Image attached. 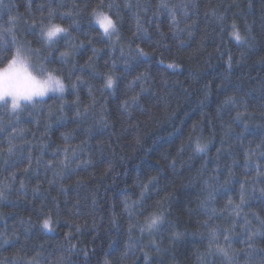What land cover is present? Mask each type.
I'll use <instances>...</instances> for the list:
<instances>
[{
  "label": "trees",
  "instance_id": "1",
  "mask_svg": "<svg viewBox=\"0 0 264 264\" xmlns=\"http://www.w3.org/2000/svg\"><path fill=\"white\" fill-rule=\"evenodd\" d=\"M28 2L4 0L7 7L0 9V25L7 27L9 17H17L14 31L25 51L42 48L41 57L52 53L47 62L32 53L33 68L46 78L38 68L44 63L66 88L63 99L58 93L34 106L22 103L16 113L0 106V124L7 129L0 132V182L10 185L0 199V234L9 238L8 244L0 243V261L58 264L62 258V264H104L108 254L112 264H144L138 247L119 258L126 250L129 221L122 213L121 202L138 198L139 185L151 177L157 180L149 185L146 211L162 201L175 230L186 233L174 245L169 243L171 230L158 237L163 243L160 253H151L155 264H198L197 253L207 247L208 233L202 225L213 208L217 215L209 224L231 229L235 223L232 235L237 249L246 247L239 243L245 236V217L250 221L249 229L264 231L257 220H264V178L258 179L255 171L257 162L264 165V157L253 155L251 168H246L244 156L264 141V0H184L189 3L187 26L178 14L179 28L184 31L177 30L176 36L169 30L166 12L154 15L159 0H139L147 11L136 8L137 0H131L132 8L124 7L125 0H114L119 9L113 7L109 14L116 19L119 11L122 17L117 21L119 40L116 34L109 40L88 24L89 14L100 0H31V10ZM109 2L113 0H104L101 10L108 12ZM180 2L169 0L170 4ZM40 5L56 8L53 22L71 33L68 40L60 37L51 49L45 47L39 34V21L48 19L47 7L41 12ZM68 10H73V16L61 19V13ZM137 11L148 29L144 41L133 36ZM73 19L79 21V31L69 27ZM32 23L37 25L35 36L27 30ZM233 23L245 38L239 44L230 35ZM137 45L149 55L135 59ZM70 46H74L71 55L62 63L59 54ZM93 49L97 50L95 54ZM169 63L180 67L173 72L167 68ZM141 73L145 79L129 88ZM108 75L117 80L115 89L103 87ZM73 83L77 85L75 90L71 88ZM137 94L139 102L124 111L122 102L131 103L130 98ZM227 96L234 97L235 106H222ZM77 106L81 112L78 117ZM102 117L107 126L101 122ZM13 129L15 148L9 156L7 137ZM197 142L206 146L205 152L195 151ZM29 154L32 167L25 173ZM21 160V168L9 167ZM49 161L52 167L46 170ZM12 173L16 174L15 183L8 179ZM54 174H63V179ZM21 180L26 185L23 190L19 187ZM242 183L246 203L237 218L223 210L229 199L239 203ZM114 213L115 224L111 223ZM49 215L53 233L41 228ZM77 225L80 232H76ZM69 232L70 241L65 238ZM133 239L137 244H149L147 235L140 239L136 230ZM72 245L75 248L69 251ZM262 249L264 238L257 237L254 248L248 249L250 256L239 254L240 264L245 260L261 264ZM208 260L209 264H224L222 257Z\"/></svg>",
  "mask_w": 264,
  "mask_h": 264
},
{
  "label": "snow or ice",
  "instance_id": "2",
  "mask_svg": "<svg viewBox=\"0 0 264 264\" xmlns=\"http://www.w3.org/2000/svg\"><path fill=\"white\" fill-rule=\"evenodd\" d=\"M87 7V5H85ZM195 7V5H192ZM7 6L4 4V0H0V9L6 8ZM47 7L48 12V19L45 22V20L42 18L39 21V34L44 40L45 47L51 49L53 44L58 41L60 37H63L64 39L68 40L69 37H71V33L69 32L68 28L62 27L58 23H54L53 19L56 16V8H54L51 5H40L39 10L43 12V9ZM104 7V0H100V2L94 7L90 12V19L88 20V24L90 26H95L92 28L93 31L102 32L103 36L108 38L109 40L112 39L113 34H116V39L119 40V28L117 25L118 20H122V17L120 15V12L117 11L115 13L116 19H113L112 15L109 13L113 9V7H116L119 9V5L114 4L113 2H109L107 4L108 12H105L101 10ZM125 8H132L133 5L131 3V0H125L124 3ZM157 11L154 13V15L162 14L161 10L163 12L167 13V16L170 20V23L168 25L169 30L172 31L173 36L177 35V30L179 32H183L184 29L179 28L180 20L177 19L178 14L183 16L184 22L187 26V18H188V12L187 9L189 8V3L184 2V0H181L178 4H170L169 0H159L157 4ZM28 10H31L32 3L31 0H29L27 4ZM74 8L78 9L79 5H75ZM136 8L139 10L140 8H144L145 11H147V7L145 5H141L139 3V0H137ZM79 15V12L76 13ZM213 15H215V12H213ZM73 16V10H68L66 12L61 13V19L64 17H72ZM135 32H133V36L140 41H144L148 38V29L143 26L141 23V18L139 16V11H137L135 14ZM17 19V17H9L8 20V26L4 27L3 25H0V64L4 65L3 67H0V106H2L4 109H10L12 113H16L17 110L22 108L21 101H24L25 104L28 105H35L36 102H42L43 98L48 96L50 91H58L61 96L60 98L63 99V93L65 92V84L62 82V80L56 76L53 75L52 72L48 71L45 67L44 63H39L38 68L40 73H46L47 80L54 81L57 85V88L55 90H49L42 87V80L43 78L40 77V75L36 72V70L33 68L31 64V54L35 53L38 59H42L43 61L47 62L49 58L51 57L52 53L51 51H48L46 55H43L41 57V53L44 51L42 48H27L25 51L24 47L19 44L17 41L16 33L14 31V21ZM222 19V17H221ZM27 23V21L25 22ZM36 23H32L28 27L29 34L35 36L36 33L34 29L36 28ZM69 27H72L79 31V21L73 19ZM157 31L160 32L159 25H157ZM191 35V32L188 33ZM160 35L163 37L164 33L160 32ZM231 37L237 42V44L241 43L245 38L241 36L240 32L237 30V26L235 23L232 24V32L230 33ZM184 41H181L183 43ZM30 44V42H28ZM158 43V42H157ZM70 44V41H69ZM82 46V44L80 45ZM72 47L70 46L66 51L60 52V58L61 62H65V58L71 55ZM114 47V46H113ZM97 52L96 49H93V53L95 54ZM121 55H123V50H121ZM149 55L148 52H146L143 48H140L137 45L136 51H135V59H140L141 57H147ZM91 60V57L89 58ZM163 63V60L160 61ZM228 68L231 69L232 67V58L229 56L228 58ZM127 67V65H126ZM180 66L176 63H169L167 64V68L172 70L173 72L177 70ZM145 79V75L141 73L140 75H137L128 85L129 88H134L138 81H142ZM78 81H81V77H77ZM82 82V81H81ZM117 85V80L113 78L112 75H108L105 77V82L103 87L105 89H115ZM71 88L75 90L77 88V85L73 83L71 85ZM144 91L143 86L141 85V92ZM89 96L92 97V90L89 88ZM131 103L129 100H124L122 102V106L124 108V111H128L132 104H137L139 102V94L132 96ZM77 105H79V96L77 95ZM235 99L232 96H227L224 101L222 102V106L227 105H233L235 106ZM246 108V105H245ZM63 110V109H61ZM88 109L85 108L84 112L87 113ZM81 112L79 109V106L76 108V116H80ZM240 113H237L236 119H240ZM18 119V116H17ZM101 122L104 124V126H107V121L103 120V117L101 118ZM247 126H245L246 128ZM7 129L0 124V132H6ZM21 134L23 130H20ZM16 130L13 129V132L10 133L7 137L8 139V148L7 152L9 156L13 154L15 145L13 144L12 136L15 135ZM137 143H140L139 140H137ZM183 151V148L180 149ZM195 151L197 153H203L206 151V146H201L198 142L195 147ZM219 152L220 149H217ZM67 152V149H65V153ZM74 154V153H73ZM259 155L260 157H264V141L261 142V144H258L255 149H249L244 153L245 156V167L251 168V157L253 155ZM53 156L56 157V153H53ZM67 159V156H65V160ZM65 160H61L60 163L64 165L65 168L68 167V164L65 163ZM5 164H8V160H4ZM37 163H39L37 161ZM234 164L236 161L233 162ZM173 164H175V161H173ZM27 167L23 168V171L27 173L31 167H32V158L31 155L27 157ZM23 166V161H14L12 164L9 165V167H16L21 168ZM52 167V161H49L46 163L45 168L46 170L48 168ZM109 170H111V166H109ZM255 171L257 173V178H264V165H261L260 163H256L255 165ZM229 173H232V169H229ZM54 175H60L61 179H63V174H54ZM8 179L11 181V183L16 182V174L12 173ZM157 180V177H151L147 183H143L140 186V192L139 196L136 199H130L126 198L123 200L122 203V213L126 214L129 218L128 221V228H127V235H128V241L125 244V251L120 253L119 258H124L128 256V251L132 250L134 247H138L140 251L143 253V261L144 264H155V262L152 259L151 253L154 251L156 253H160L162 251L161 244L163 243L162 239L158 242V237H162L164 232L167 230H171V236L169 243L170 244H177L180 242L186 233L180 232L178 230H175V226L172 224V222L168 219V217L165 214V210L163 207L162 201H157L156 207H151L150 210L146 211V208L149 206L147 205L148 200V193H149V185L153 184L154 181ZM49 183H54V181H49ZM20 190L25 189L26 185L23 180L20 181ZM241 192L239 196V203H234L231 199L228 200V206L223 211H228L229 215H235V217L239 218L241 216V211L243 206L246 203V197L244 192L245 185L241 184ZM10 190V185H3L2 182H0V199L4 198L5 190ZM35 191V189H34ZM61 191L66 192L65 189L61 188ZM261 192L264 193V188L261 189ZM79 201H77L78 203ZM93 204L96 203L95 200L92 201ZM75 207V206H74ZM217 215V210L215 208L211 209V214L208 216V218L203 222L202 227L205 229V231L208 233L207 235V247L203 253H197V261L198 264H209V257L212 256H218L223 258L224 264H240L239 254L241 252L244 253L245 257H248L251 255V253L248 252V249H253L257 237L264 238V231H261L260 229H257L256 231H252L248 228V225L250 224V221L247 220V218H244V222L242 227L245 229V236L242 237L239 241L241 245H245L246 247L237 249L235 247V240L232 235V232L235 230V223H233V227L231 229L225 228L220 229L217 226H213L209 224V221L212 220L214 216ZM142 216V220H141ZM117 220V215L114 213L111 219V223L115 224ZM257 220H259V223L261 225V228L264 229V220H261L259 217H257ZM30 227V225H29ZM93 227H95V224H93ZM42 230L45 233H53L55 231L53 227V220L52 217L49 215L47 218L43 220V223L41 225ZM81 228L79 225L76 226V232H80ZM136 230L140 234V239H143L145 235H147V238L149 240L148 245L143 244H137L136 241L133 239V231ZM72 233L69 232L66 234V239L69 241L71 240ZM223 241V242H221ZM0 243L8 244L9 238L6 236V234H0ZM75 248V245H72V248L69 249V251L73 250ZM147 249V250H146ZM163 251H167V249H163ZM264 251V249H262ZM87 252H84L85 260L87 261ZM0 264H8L7 261H0ZM28 264H32L31 261H28ZM36 264H40L39 261L36 262ZM58 264H62V258L61 261L58 262ZM104 264H112L111 257L106 254ZM244 264H248V261L245 260ZM261 264H264V258L261 259Z\"/></svg>",
  "mask_w": 264,
  "mask_h": 264
},
{
  "label": "clouds",
  "instance_id": "3",
  "mask_svg": "<svg viewBox=\"0 0 264 264\" xmlns=\"http://www.w3.org/2000/svg\"><path fill=\"white\" fill-rule=\"evenodd\" d=\"M41 83H42V87L45 89L55 90L57 88V85L55 84V82L47 80V77L43 78ZM50 93H59V92L58 91H55V92L50 91ZM22 102H24V101H21V103Z\"/></svg>",
  "mask_w": 264,
  "mask_h": 264
},
{
  "label": "rangeland",
  "instance_id": "4",
  "mask_svg": "<svg viewBox=\"0 0 264 264\" xmlns=\"http://www.w3.org/2000/svg\"><path fill=\"white\" fill-rule=\"evenodd\" d=\"M53 94H58V93H49L48 96H49V95H53ZM48 96H46V97H48ZM46 97H44V98H46ZM44 98H43V99H44ZM22 103H25V102H22Z\"/></svg>",
  "mask_w": 264,
  "mask_h": 264
}]
</instances>
